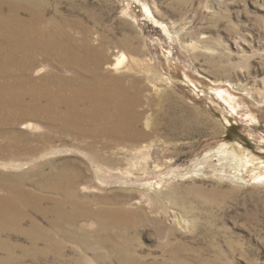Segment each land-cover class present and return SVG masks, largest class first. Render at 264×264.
<instances>
[{"label":"rangeland","instance_id":"rangeland-1","mask_svg":"<svg viewBox=\"0 0 264 264\" xmlns=\"http://www.w3.org/2000/svg\"><path fill=\"white\" fill-rule=\"evenodd\" d=\"M48 2L55 27L61 15L80 16ZM78 3L85 31L70 25L57 35L67 57L44 53L33 73L0 67V198L30 202L19 231L1 235L15 251L11 262L0 251V264H124L84 243L85 233L110 236L134 264H264V0ZM87 47L110 62L123 53L132 67L123 84L137 83L141 103L121 118L126 124L116 125V110L100 100L111 77L91 85ZM221 147L243 162L206 160ZM240 165L241 185L233 179ZM75 177L88 188L77 195L84 212L124 206L136 216L105 229L84 219L67 239L52 232L60 197L75 198L54 189ZM32 221L53 234V246L28 241Z\"/></svg>","mask_w":264,"mask_h":264},{"label":"bare ground","instance_id":"bare-ground-1","mask_svg":"<svg viewBox=\"0 0 264 264\" xmlns=\"http://www.w3.org/2000/svg\"><path fill=\"white\" fill-rule=\"evenodd\" d=\"M59 2L68 4L70 12L72 14H77L80 16L75 19L71 18L72 19L71 20L67 16L61 15L59 26L55 27V24L53 25V23L49 18L50 3L48 2V0H0V52L2 49L3 51L5 48L8 49V53L5 54L4 57L3 56L0 57V67H2L3 69H9L12 66H19L24 72H32L38 66L39 61H41L39 56L40 55L43 56L44 53L47 58V55H49L50 52L59 49L62 51V54L65 55L63 57H67V55L71 51L67 48L68 45L64 42V39H61L59 36L57 37V35L62 34V36L64 37L67 30L66 27L68 26L70 27V25L71 26L73 25L72 27H74L75 28L74 30L76 31L79 29L85 31L84 21L81 19V17L84 15V9L78 5L79 4L78 0H59ZM87 48L89 49V51L86 50L87 53L84 55L85 60L87 62V64L84 65V68L89 74L92 72L91 70L92 66H94L95 68V72L93 73L92 84L91 83L90 84L95 86L94 88H97L100 86L98 85L99 82L97 80L99 79L102 80L103 77L104 78L111 77L112 80H110L109 82L110 86L106 87L105 89H103L104 87H101L102 98L100 100L102 103H104L105 107L114 108L116 110L118 115L116 125L119 126L122 124H126L125 123L126 121L122 120L121 118L125 116L128 112L134 114L136 108L141 103L140 93L137 92L136 90V87L138 86L137 83L132 80L130 86H126L125 84H123L125 82V79L128 78L123 73L126 72L127 70H130L132 67L130 65H127V63H125L126 58H125V54L123 53L115 57L114 62H110L103 49H101L103 51H98L97 53H94V51L91 50V47H87ZM6 90L9 91L11 89L9 86H7L5 87L4 91L6 92ZM34 95H36V93ZM9 98L11 99L10 96ZM34 98L36 99V96H34ZM10 101L13 103V99H11ZM50 101L51 104L46 107V110L48 111H52L54 107V103H53L54 99L52 97L50 98ZM33 105L36 108L39 107L37 104H33ZM140 117H141L140 115L134 116V120H133V122L135 121L134 124L137 125L139 124L141 120ZM209 159L217 160L219 162V165H221V167L237 166L239 165V163L241 164L243 162L242 158H238L235 153L229 152L227 150V147H221L217 149L216 152L207 155L206 160ZM245 169H247V166H245ZM56 171L58 172V170ZM242 171H243V167L242 165H240V176L238 175L233 177L235 181L237 180L240 181V185L244 184ZM81 181L82 179H80L79 177L71 178L68 181L69 186L66 187L68 188L67 190L64 189H65V185L68 182L65 183L63 181L62 184L60 185V188L59 189L56 188L54 189V191L59 192L62 195H64L65 193H69L71 196H75L76 198L81 190L82 191L88 190V188H84V187L81 188L82 186V184L80 183ZM75 198H69L66 201L64 197H60V199L58 200L60 203L56 204L55 206L56 209L53 210L55 212V216H54L55 219L51 225L52 226L51 230L52 232L53 231L60 232L58 234H60L65 239H67L69 236L72 237L77 236L75 234L77 233V229L75 228L76 227L75 225H79L78 223H80L81 221H82L81 223L83 224L84 219H86V221L97 222L101 228L105 229L110 224L119 227V225H117L115 222L123 221V220L128 221L126 219L130 218L131 220V217L136 216L134 214L133 216H131L132 213L126 210L124 206L113 208L110 205H108L106 207H102V209H100L101 211H97L96 213H92L90 208L86 206L85 207L86 212H84V202L81 203V200H79L78 197L77 199ZM69 201L72 202L70 203ZM27 204H30V202H28ZM27 204L21 201L20 196L18 197L15 196L14 198H0V251L6 249L5 251V254H7L6 260H9L10 262L11 260L13 261L12 258L14 256L15 248H11L9 247L10 245H7L6 242H3L1 235L5 231H11V230H17V232L19 231L18 228H20L21 222L25 219L26 213L24 211V207ZM69 206H70L69 213L63 210L64 207H69ZM80 206L83 207L82 210H80ZM67 225H70L71 228H66ZM37 229L38 227L36 222L32 221L30 228L27 230L25 229L23 231V234L25 235V237L28 239L29 242L36 244L38 241H45L47 242L46 244L49 243L53 246L55 241L53 239L54 238L53 234L49 232L46 233L39 232L36 231ZM95 235L96 234L94 233L93 234L85 233L83 235L84 243H87L90 247L92 246V248L94 247L97 250H99L98 248H106L111 256L115 255V258L117 259L118 262L123 260L124 264L136 263L134 261L135 257L134 256L130 257V251L122 250L120 246L117 245L110 236L106 238L105 237L94 238ZM50 251H52L50 247H47L45 250L37 248L36 253H34L35 258L47 256Z\"/></svg>","mask_w":264,"mask_h":264}]
</instances>
